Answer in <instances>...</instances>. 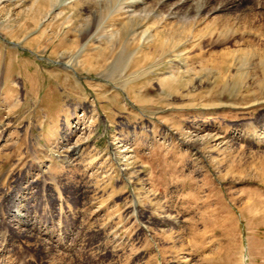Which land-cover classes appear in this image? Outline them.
<instances>
[{
	"label": "rangeland",
	"instance_id": "rangeland-1",
	"mask_svg": "<svg viewBox=\"0 0 264 264\" xmlns=\"http://www.w3.org/2000/svg\"><path fill=\"white\" fill-rule=\"evenodd\" d=\"M251 2L0 0V264H264Z\"/></svg>",
	"mask_w": 264,
	"mask_h": 264
},
{
	"label": "bare ground",
	"instance_id": "bare-ground-1",
	"mask_svg": "<svg viewBox=\"0 0 264 264\" xmlns=\"http://www.w3.org/2000/svg\"><path fill=\"white\" fill-rule=\"evenodd\" d=\"M49 2H50V4H54L56 1H58V0H48ZM114 1V0H113ZM116 1V0H115ZM252 2H251V7H254L255 9H257L258 7H260V8H263L264 7V0H251ZM103 2L106 4V6L109 4V0H103ZM112 4H113V2H111ZM111 4V5H112ZM108 7V6H107ZM199 7V5H197V8ZM106 8V7H105ZM128 7L126 6V7H117L116 9L118 10V12L120 11V12H122L123 10H125V9H127ZM116 10V11H117ZM144 16V15H143ZM247 16V15H246ZM139 18L140 19H145V18H143L142 16H139ZM185 18V17H184ZM183 18V19H184ZM136 19V18H135ZM138 19V18H137ZM185 19H187V18H185ZM139 20V19H138ZM188 20H190V19H188ZM193 20V19H192ZM240 20V19H239ZM186 21V20H185ZM141 22V21H140ZM190 22V21H189ZM229 22V21H228ZM227 22V24L226 25H230L231 23H228ZM131 23V22H130ZM223 23V22H222ZM187 24V23H186ZM224 24V23H223ZM185 25V24H184ZM189 26V25H188ZM215 26V25H214ZM217 26V25H216ZM225 26V25H224ZM231 26H233V25H231ZM106 28H107V25L105 26ZM237 27V26H236ZM123 29H125V27H122ZM186 28V27H185ZM188 28V27H187ZM217 28V27H216ZM215 29V28H214ZM121 29H117L116 31L118 32V31H120ZM115 31V32H116ZM216 31V30H215ZM214 31V32H215ZM220 31V30H219ZM213 32V33H214ZM218 32V31H217ZM235 34H236V32H235V30H234V28L233 27H231V28H228L227 30H226V28H225V30L223 31V32H221L220 31V33L219 34H216V35H214L211 39H209V45H211V44H213V45H217V46H221V44H224V42L226 41V40H229V39H231L232 41V44H236V41H235V38H234V36H235ZM238 43V42H237ZM241 50V49H240ZM239 50V51H240ZM257 50V49H256ZM242 52L244 51V50H241ZM249 51V50H248ZM256 52H258V50L256 51ZM247 53V52H246ZM253 53H255V51L254 52H252V54ZM245 54V53H244ZM244 54H243V56H244ZM247 54H249V53H247ZM257 54V53H256ZM262 54V53H261ZM240 55V54H239ZM251 55V54H250ZM248 56V55H247ZM264 57V56H263ZM263 57H261L262 59H263ZM242 59V58H241ZM261 59V60H262ZM246 61V60H245ZM244 61V62H245ZM247 62H248V60H247ZM263 60H262V63H261V65L263 64ZM113 68V67H112ZM112 68H111V70H112ZM110 70V71H111ZM111 74V73H110ZM191 144H189V146H190ZM194 145V144H193ZM192 145V146H193ZM195 148V147H194Z\"/></svg>",
	"mask_w": 264,
	"mask_h": 264
}]
</instances>
